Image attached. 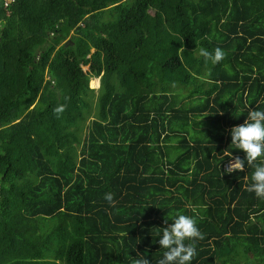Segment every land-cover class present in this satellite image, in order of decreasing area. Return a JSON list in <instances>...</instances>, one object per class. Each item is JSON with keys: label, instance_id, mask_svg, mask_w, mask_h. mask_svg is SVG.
<instances>
[{"label": "trees", "instance_id": "16d2710c", "mask_svg": "<svg viewBox=\"0 0 264 264\" xmlns=\"http://www.w3.org/2000/svg\"><path fill=\"white\" fill-rule=\"evenodd\" d=\"M256 106L264 0H0V264H156L177 213L191 264H264L252 168L223 171Z\"/></svg>", "mask_w": 264, "mask_h": 264}, {"label": "clouds", "instance_id": "9594fccd", "mask_svg": "<svg viewBox=\"0 0 264 264\" xmlns=\"http://www.w3.org/2000/svg\"><path fill=\"white\" fill-rule=\"evenodd\" d=\"M11 1L6 0L7 4ZM199 56L205 64L216 65L224 58V52L219 47L212 51L200 48ZM55 111L60 112L62 109L57 108ZM230 138L232 149L242 150L244 157L241 159L236 156L229 161L223 171L232 173L243 171L245 165L251 167V183L246 184V191L259 199H264V109L258 106L249 109L244 122L230 129ZM231 156L232 151L231 154L225 153L222 161L225 157ZM245 180L247 181V176ZM104 199L112 203V193H105ZM165 225L157 228L155 237L153 227L150 229L153 242L158 243L159 249L164 250L156 264H191L196 254L195 241L201 238L196 221L191 216L177 213L171 218L170 223L165 217ZM156 237L159 239L156 240ZM134 264H149V261L138 258Z\"/></svg>", "mask_w": 264, "mask_h": 264}, {"label": "rangeland", "instance_id": "374dc122", "mask_svg": "<svg viewBox=\"0 0 264 264\" xmlns=\"http://www.w3.org/2000/svg\"><path fill=\"white\" fill-rule=\"evenodd\" d=\"M68 41H69V39H67L64 42L67 43ZM83 69L85 71H87L89 69V66H83ZM90 87L94 90V92L98 93V89L100 87V79L99 78H92L91 81H90Z\"/></svg>", "mask_w": 264, "mask_h": 264}]
</instances>
